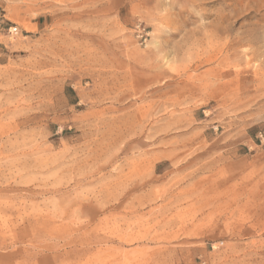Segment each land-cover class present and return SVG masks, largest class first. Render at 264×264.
<instances>
[{"label":"rangeland","instance_id":"1","mask_svg":"<svg viewBox=\"0 0 264 264\" xmlns=\"http://www.w3.org/2000/svg\"><path fill=\"white\" fill-rule=\"evenodd\" d=\"M0 22V264H264V0Z\"/></svg>","mask_w":264,"mask_h":264},{"label":"built area","instance_id":"2","mask_svg":"<svg viewBox=\"0 0 264 264\" xmlns=\"http://www.w3.org/2000/svg\"><path fill=\"white\" fill-rule=\"evenodd\" d=\"M0 26H1V22H0Z\"/></svg>","mask_w":264,"mask_h":264}]
</instances>
